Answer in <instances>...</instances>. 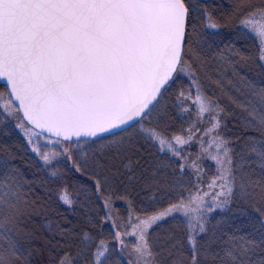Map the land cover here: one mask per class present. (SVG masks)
<instances>
[{
  "label": "snow or ice",
  "instance_id": "6c2138e0",
  "mask_svg": "<svg viewBox=\"0 0 264 264\" xmlns=\"http://www.w3.org/2000/svg\"><path fill=\"white\" fill-rule=\"evenodd\" d=\"M0 82V264H264V0H0Z\"/></svg>",
  "mask_w": 264,
  "mask_h": 264
},
{
  "label": "trees",
  "instance_id": "16d2710c",
  "mask_svg": "<svg viewBox=\"0 0 264 264\" xmlns=\"http://www.w3.org/2000/svg\"><path fill=\"white\" fill-rule=\"evenodd\" d=\"M224 0H215V3L218 5V6H221L223 8V10L225 11H228L229 10V6L230 5H226L223 3ZM233 3H234V0H233ZM232 3V4H233ZM224 35H225V43L228 41V40H232V42L236 45V47H241L242 45L247 47L248 45L252 44V35L250 34L249 36H245L244 33H237L235 30H230V29H225L224 30ZM1 84V83H0ZM184 86L185 87H188V84L187 82L185 81L184 82ZM194 95V93H193ZM189 104L185 105V107H189L188 106ZM191 108V107H190ZM183 117H184V120L185 121H188V123H185L184 124V127H188V124L189 123H192L193 121L189 120V116L195 118V115H196V112H195V108H192L191 112L190 113H183L182 114ZM195 149H199L198 148H195ZM193 152V151H192ZM191 152V153H192ZM202 166L204 167V165L202 164ZM206 168H205V172H207V177L204 178L205 179V185L207 184V182L209 181V179H211L208 174L213 172L214 171V168L211 166V170L209 171L207 165H205ZM117 209L121 212V214H123V211H124V204L123 203H117ZM61 211H63V209H61Z\"/></svg>",
  "mask_w": 264,
  "mask_h": 264
},
{
  "label": "rangeland",
  "instance_id": "374dc122",
  "mask_svg": "<svg viewBox=\"0 0 264 264\" xmlns=\"http://www.w3.org/2000/svg\"><path fill=\"white\" fill-rule=\"evenodd\" d=\"M223 3L226 4V5H231V4L233 3V0H224ZM193 98H194V95H193ZM188 106L191 107V108H193V107L191 106V104H189ZM197 139H198V138H197ZM198 147H199V146H198V143L194 141L193 145H192L190 148H188L187 151H188V152H192V151H193L192 153L195 154V153L198 151V149H195V148H198ZM203 165H204V167H203L204 170H205V168H206L205 165H207L209 171L211 170V166L214 168V171L208 174V176H209L210 178H212V176L215 174L214 162H211V161L206 160V161L203 162ZM209 180H211V179H209ZM205 186H206V185H205ZM205 190H207L206 187H205Z\"/></svg>",
  "mask_w": 264,
  "mask_h": 264
}]
</instances>
